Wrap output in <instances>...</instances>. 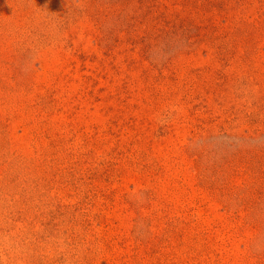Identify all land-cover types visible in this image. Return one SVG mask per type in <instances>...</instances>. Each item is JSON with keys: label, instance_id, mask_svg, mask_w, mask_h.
<instances>
[{"label": "rangeland", "instance_id": "rangeland-1", "mask_svg": "<svg viewBox=\"0 0 264 264\" xmlns=\"http://www.w3.org/2000/svg\"><path fill=\"white\" fill-rule=\"evenodd\" d=\"M0 264H264V0H0Z\"/></svg>", "mask_w": 264, "mask_h": 264}]
</instances>
